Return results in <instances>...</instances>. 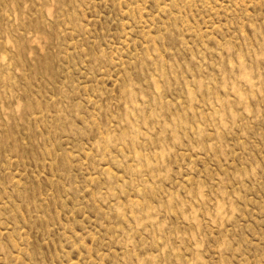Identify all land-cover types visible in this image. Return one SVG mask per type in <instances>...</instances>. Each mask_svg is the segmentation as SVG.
<instances>
[{"label":"rangeland","instance_id":"obj_1","mask_svg":"<svg viewBox=\"0 0 264 264\" xmlns=\"http://www.w3.org/2000/svg\"><path fill=\"white\" fill-rule=\"evenodd\" d=\"M0 264H264V0H0Z\"/></svg>","mask_w":264,"mask_h":264}]
</instances>
